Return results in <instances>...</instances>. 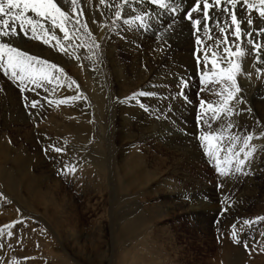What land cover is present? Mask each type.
I'll list each match as a JSON object with an SVG mask.
<instances>
[{
  "label": "rangeland",
  "instance_id": "1",
  "mask_svg": "<svg viewBox=\"0 0 264 264\" xmlns=\"http://www.w3.org/2000/svg\"><path fill=\"white\" fill-rule=\"evenodd\" d=\"M178 2L184 10L174 24L156 9L145 31L123 24L110 30L113 13L98 0H84V19L100 48L76 47L77 39L68 49L75 52L71 58L23 34L15 41L63 73L47 91L25 93L42 105L26 109L19 88L0 72V193L7 197L0 200V228L13 224L0 235V264H264V221L244 228L241 243L231 238L233 224L239 231L244 219L264 216V151L251 175L218 186L220 178L197 139L200 100L217 97L201 91L203 65L197 58L203 59L205 45L197 46L196 38L203 34L185 19L195 0ZM169 24L174 30L165 33ZM161 33L164 39L158 40ZM55 34L65 43L59 29ZM253 60L249 56L243 64L251 80L238 77L246 102L239 107L252 110L235 118L241 129L233 131L241 135L244 129L259 132L257 121L264 124V77L257 79ZM182 78L189 85L183 88L186 99L178 96ZM139 91L154 95L139 97L140 103L119 102ZM78 92L86 99L60 106L47 102ZM151 118L161 126L148 125ZM53 143L66 146V154H46ZM69 161L77 166L75 178L58 174ZM189 204L199 209L188 211ZM252 238L261 243L246 250L244 241L252 248Z\"/></svg>",
  "mask_w": 264,
  "mask_h": 264
},
{
  "label": "snow or ice",
  "instance_id": "2",
  "mask_svg": "<svg viewBox=\"0 0 264 264\" xmlns=\"http://www.w3.org/2000/svg\"><path fill=\"white\" fill-rule=\"evenodd\" d=\"M88 3L92 4L93 0H88ZM98 4L112 12L115 17L110 30L119 28L121 24L127 26L128 30H150L151 22L158 15L156 9L172 16L174 24L176 16L184 10L178 0H98ZM144 5L149 7L145 8ZM193 13L202 15L194 18ZM103 14L101 12V15ZM84 17V0H0V72L19 88L26 109H38L42 105L40 100L30 99L24 94L35 92L38 95V89L47 91L48 85L60 81L57 73L62 74L63 70L55 63L15 46V41L23 34L28 39L40 40L70 58L75 52H69L68 49L73 48L77 39L80 40V44L76 47L87 46L91 51L94 46L98 50L100 45ZM185 19L191 22L197 33L203 34L197 35L196 38L197 46L205 45L203 59L197 58L198 64L203 65L200 75L201 91H208L211 96L217 97L214 101L200 100L201 111L197 115L200 134L197 139L208 162L220 178L218 186L222 188L228 180L251 175L257 154L264 151V144L257 146L254 143L256 140L264 141V124L261 122H256V126L261 129L259 132L244 129L241 135L233 131L240 127L235 118L245 111L249 114L252 111L251 108L239 107L246 102L241 94L243 89L238 77L244 76L249 80L252 78V73L246 72L243 67L249 56L254 57L252 67L257 79L264 77V0H195ZM91 23L96 24L98 21L92 19ZM173 24L168 25L165 33L174 30ZM56 29L63 33L62 39L65 43H61L55 34ZM216 31L220 33L219 36H214ZM204 38L212 40L213 43L205 44ZM157 39H164V34H158ZM52 40H55L56 44H50ZM71 83L74 84L75 81ZM181 84L183 87L178 96H184L186 99L183 88L189 85L183 78ZM60 86L57 83L52 88V93ZM68 86L71 87V84ZM151 95L154 94L139 91L119 102L128 103L135 100L140 103L139 97ZM80 99L86 97L78 92L77 95L54 101L47 99V102L60 106ZM140 106L145 111H150L146 105L141 103ZM64 144L66 145L67 141ZM49 151L63 156L67 149L66 146L53 143L45 147V153ZM76 172L77 166L70 161L64 162L63 167L58 170V174L66 178L69 176L75 178ZM227 199L225 197L222 200V204H225L224 211L228 208ZM0 200L7 201V197L0 193ZM262 221L264 216L256 217L254 220L244 219L239 231L237 225L233 224L231 234L233 242L241 243L240 232ZM12 228L13 224L5 225L4 228H0V235H4L6 229ZM7 235L11 236L13 233L8 231ZM261 236H264V233H261ZM252 239L254 240L252 248L244 241L246 250H255V246L261 243L255 241V238ZM260 250L264 251V248Z\"/></svg>",
  "mask_w": 264,
  "mask_h": 264
},
{
  "label": "bare ground",
  "instance_id": "3",
  "mask_svg": "<svg viewBox=\"0 0 264 264\" xmlns=\"http://www.w3.org/2000/svg\"><path fill=\"white\" fill-rule=\"evenodd\" d=\"M95 96H96V100H97V106H98V108H99V107H101V106L103 105V99H102V95H101V93H100V90H99L98 88L96 89ZM244 105H245V104H244ZM241 108H242V107H241ZM137 112H138L137 109H135V110H131V111L128 112V115H131V114H134V113L136 114ZM168 115H169V113H168ZM162 116H163V115H162ZM160 117H161V112L159 113V115H157L156 118H160ZM246 117H247V116H246ZM162 119H163V118H162ZM243 119H244V118H243ZM247 119L250 120V118H248V117H247ZM170 120H171V119L169 118V121H168L167 123H169ZM236 120H238V119H236ZM245 120H246V118H245ZM164 121H165V119H164ZM162 122H163V121H162ZM147 123H148V125H152V126L155 125L156 128H159V127L161 126V125L159 126V125L157 124V122L154 121V118H153V119H152V118H151V119H148V120H147ZM244 123H245V122H244ZM160 124H161V123H160ZM165 124H166V123H165ZM165 124H163V125H165ZM73 127H74V125H73ZM239 128H240V127H239ZM239 128H238V129H239ZM75 129H77V128H75ZM240 129H241V128H240ZM77 130L79 131V129H77ZM71 132H72V131H71ZM138 132H139V131H138ZM75 133H77V132H75ZM141 133H142V132H141ZM78 134H79V133H78ZM78 134H77V135H78ZM80 134H81V133H80ZM145 134H146V133H145ZM78 136H79V135H78ZM144 136H145V135H144ZM134 137H135V136H134ZM130 138H131V137H129V135L126 133V134H125V139H130ZM137 138H138V137H137ZM152 138H153V137H152ZM152 138H150V139H152ZM146 139H147V138H146ZM132 140H133V138H132ZM128 143H129V142H128ZM131 143H132V142H131ZM129 145H130V144H129ZM127 146H128V145H127ZM12 178H13V177H12ZM14 178H15V177H14ZM14 178H13V179H14ZM13 179H12V181L10 180V183H11V182L13 183ZM8 180H9V179H8ZM15 180H16V179H15ZM15 180H14V182L16 183V182L18 181V178H17V181H15ZM8 182H9V181H8ZM8 184H9V183H8ZM17 184H18V182L16 183V185H15V184H14V185H15L16 187H18ZM20 184H21V183H20ZM14 185H13V186H14ZM11 186H12V185H11ZM15 186H14V188H15ZM166 196H167V195H166ZM165 198H166V197H165ZM198 204H201V203H198ZM193 205H194V204H191V205L189 204V205H187V206H188V207H187L188 211H189V210H190V211H191V210H194V209H196V208L198 207L197 205H194V206H193ZM195 206H196V208H195ZM193 208H194V209H193ZM197 209H199V207H198ZM212 209H214V208H212V207H207L208 212H209V211H212ZM201 210H203V209H201ZM166 212H167V211H166Z\"/></svg>",
  "mask_w": 264,
  "mask_h": 264
}]
</instances>
